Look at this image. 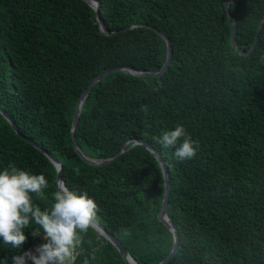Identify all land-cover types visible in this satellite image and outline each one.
Here are the masks:
<instances>
[{"label":"trees","instance_id":"obj_1","mask_svg":"<svg viewBox=\"0 0 264 264\" xmlns=\"http://www.w3.org/2000/svg\"><path fill=\"white\" fill-rule=\"evenodd\" d=\"M0 0V171L10 167L48 180L51 208L55 170L33 141L61 161L60 176L87 192L97 222L137 264H156L172 235L158 220L163 178L141 143L161 158L168 174L166 215L177 233L164 264H264V0ZM230 16L234 41L230 45ZM263 17L259 29L256 27ZM171 55L159 76L112 71L88 90L74 129L87 156L71 146L74 104L89 81L113 67L156 71L165 41ZM254 44L249 50L254 35ZM183 125L199 145L196 156L174 159L157 143L162 131ZM24 230L21 249L0 240V264L46 241ZM76 264H124L94 228L81 233ZM31 264V261L28 262Z\"/></svg>","mask_w":264,"mask_h":264},{"label":"clouds","instance_id":"obj_2","mask_svg":"<svg viewBox=\"0 0 264 264\" xmlns=\"http://www.w3.org/2000/svg\"><path fill=\"white\" fill-rule=\"evenodd\" d=\"M156 140L163 148L174 149L178 162L193 159L199 147L180 124L162 131ZM48 186L44 174H30L15 167L0 171V240L21 249L27 240L24 230L35 225L31 235L46 241L34 251L13 256L12 264H76L81 233H87L97 223L101 211L97 202L87 192L70 190L62 181L53 193L51 208L42 210L33 202V194L45 199Z\"/></svg>","mask_w":264,"mask_h":264},{"label":"water","instance_id":"obj_3","mask_svg":"<svg viewBox=\"0 0 264 264\" xmlns=\"http://www.w3.org/2000/svg\"><path fill=\"white\" fill-rule=\"evenodd\" d=\"M86 3H88L94 10L95 13V19L96 22L98 23V28L99 31L101 33H106V34H110V33H114L117 31H122L125 30L127 27H133V26H137L139 25V23L137 24H131L127 27H124L122 29L119 30H114V31H107L100 18L98 17V11H97V7H98V2L96 0H84ZM237 0H226L223 2V7L225 9V12L228 14V3L229 2H234ZM229 15V14H228ZM231 19V24H230V45L231 47H233L237 52L239 53H246L245 51L241 50L235 43L234 41V25H235V19L234 17L230 16ZM263 17L260 18V20L258 21L257 27H256V31L259 29L261 22H262ZM159 33V35L164 39L165 41V56L163 59V63L160 66V68L156 71H147V70H143V69H135L129 66H122V67H113L111 69H108L106 71H102L100 73H98L97 75H95L90 81L89 83L86 85V87L81 91V93L79 94L75 104H74V108H73V113L71 116V120H70V138H71V146L74 149L75 153L78 155V157L80 159H82L84 162L89 163V164H94V165H98L104 162H107L109 160H111L114 156H116L117 154H119L122 151V147L113 155L107 158H103V159H95L93 157H89L87 156L84 152H82L74 139V129H75V125L80 113V109L82 107V103L84 101V98L89 90V88L99 79H101L103 76H105L106 74L115 71V70H123V71H127L128 73H131L133 75H140V76H159L167 67L170 55H171V48L168 42V39L165 37V35L163 33H161L160 31H157ZM255 37L256 34L254 35V39L253 42L249 48V50L252 48L254 41H255ZM0 114L2 115V117L9 123V125L11 126V128L13 129V131L19 135L17 133L16 127L14 125V123L12 122V120L10 119V117L2 110V108H0ZM20 137H23L22 135H19ZM35 148H37L42 154L45 155V157L48 159V161L52 164V166L54 167L55 170V187L57 189V185L59 182H63L61 176H60V172H61V161L59 159H57L54 155H52L51 153H48L46 150H44L43 148H41L40 145L34 143L31 140H28ZM134 143H141L142 145H144L149 152L154 156V158L156 159L159 167H160V171L162 174V178H163V186H162V192H161V200H160V204H159V208L158 211L156 213V217L158 218V220L170 231L171 235H172V244L170 247V250L168 252V254L166 255V257H164L162 260H160L158 263L156 264H164L166 262V260L175 252L176 249V244H177V233L174 229V227L172 226L170 220L168 219L167 215H166V196H167V192H168V174L166 171V168L161 160V158L158 156V154L151 148V146L147 143H145L142 140H133ZM64 183V182H63ZM94 229L99 232L103 237H105L114 247L115 249L118 251V253L121 255L124 264H137L136 261L130 256V254L127 252V250L122 246V244L120 243V241L114 237L111 233H108L98 222L95 224Z\"/></svg>","mask_w":264,"mask_h":264}]
</instances>
